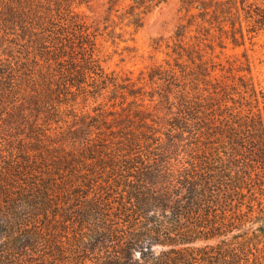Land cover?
<instances>
[{"label":"trees","instance_id":"16d2710c","mask_svg":"<svg viewBox=\"0 0 264 264\" xmlns=\"http://www.w3.org/2000/svg\"><path fill=\"white\" fill-rule=\"evenodd\" d=\"M95 1L0 0V264H264V88L215 59L264 0H181L137 78L100 38L166 0Z\"/></svg>","mask_w":264,"mask_h":264},{"label":"rangeland","instance_id":"374dc122","mask_svg":"<svg viewBox=\"0 0 264 264\" xmlns=\"http://www.w3.org/2000/svg\"><path fill=\"white\" fill-rule=\"evenodd\" d=\"M101 2H94L95 11L91 12L86 7L92 17H99L103 14L105 6ZM133 0H122L119 9L124 10ZM181 0H166L154 6L145 17V25L133 36L126 35L127 42L120 38L113 40L110 37L100 38L103 54L107 59L106 66L109 71L117 73L133 72V77L137 78L143 70L155 64H164L168 57L164 49L156 50L153 40L165 36L171 37L176 27L182 22L185 11H181ZM128 30H132L129 28ZM117 31H121L117 28ZM225 49L217 48L215 59L229 67L230 63L237 60H245L244 54L250 58L253 73L257 85L264 88V32L247 40L244 46H234L228 40ZM127 46L134 48V51L126 49Z\"/></svg>","mask_w":264,"mask_h":264}]
</instances>
